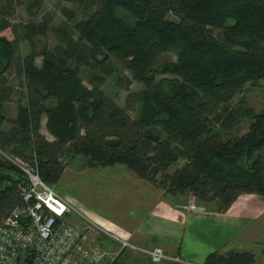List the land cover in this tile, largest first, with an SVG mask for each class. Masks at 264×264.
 <instances>
[{
  "label": "trees",
  "instance_id": "16d2710c",
  "mask_svg": "<svg viewBox=\"0 0 264 264\" xmlns=\"http://www.w3.org/2000/svg\"><path fill=\"white\" fill-rule=\"evenodd\" d=\"M60 1L78 7L61 9L75 34L64 41L66 56L44 50L39 68L28 55L16 69L15 91L9 81L17 32L8 19L21 0H0V225L23 204L27 178L15 158L36 167L53 189L66 173L64 158L83 156L89 169L123 165L170 196L190 195L221 212L242 195L264 199V112L243 133L245 112L231 108L247 83L264 79V0ZM118 8L134 21L115 15ZM41 30L27 25V40ZM169 52L177 61L158 71ZM113 53L144 88L138 120L130 114L136 93L123 107L102 90L117 73ZM83 69L92 74L91 88L80 79ZM159 75L173 80L160 83ZM13 102L18 115L8 119L3 105ZM44 118L52 141L40 130ZM5 122L8 132L1 131ZM236 262L246 263L206 260Z\"/></svg>",
  "mask_w": 264,
  "mask_h": 264
},
{
  "label": "rangeland",
  "instance_id": "374dc122",
  "mask_svg": "<svg viewBox=\"0 0 264 264\" xmlns=\"http://www.w3.org/2000/svg\"><path fill=\"white\" fill-rule=\"evenodd\" d=\"M63 7L69 9H76L75 5L60 0H21L20 5L17 6V10L14 16L10 19L11 24L14 26L17 32L16 39H12L16 45L14 57V74L10 77V84L13 86L15 91L20 83V78L16 74V69L21 67V63L25 60L28 55L35 54L37 66L43 67L44 61L40 54L45 50L57 52L61 58H65L67 53V46L64 42L68 39V35L73 33L72 23L67 20L61 12ZM127 22L134 21V18L127 10L122 8L116 9V14ZM82 16V13L80 14ZM80 17L79 19H81ZM173 18V17H171ZM49 21L48 23L46 21ZM37 24L41 27L42 34H38L32 41L27 40L26 26L29 24ZM10 31V30H9ZM5 31L4 35H12V32ZM67 33V35H66ZM111 59L117 68V73L111 77H107L103 91L115 102L121 106H125L127 97L130 93H136L139 100L134 104V110L130 113L137 120L142 117V103L140 97L143 95V86L134 81L131 72L128 70L126 61L121 54L113 53ZM177 57L174 53H167L161 60V66L158 67V71L164 69V64L167 62H175ZM69 63V62H68ZM71 65V61L69 63ZM92 74L88 70H80V79L83 80V84L86 88H91L90 77ZM165 79L172 81L173 78L169 76L159 75L158 82H163ZM129 83V84H128ZM17 104V103H15ZM15 104L3 105L4 110L13 117L16 114ZM53 104V103H52ZM18 105V104H17ZM231 108H241L245 112V118H243L242 127L243 133L247 132L250 128V122L253 120L256 114L264 112V79L257 83H247L245 90L242 94L236 96L231 104ZM45 123V121H44ZM42 123L45 130V124ZM3 129H1L2 131ZM47 132V131H45ZM161 131L159 130V133ZM48 136V132H47ZM50 138V136H49ZM15 160L25 168L30 167V164L24 163L23 161ZM67 166L66 173L61 177L59 183L54 187V190L59 192L63 197L69 199L70 203L75 207L76 211L81 216H69L68 220L71 224L81 230L87 235L90 242L96 244L102 248H106L107 243L102 239L103 234H96L90 232L87 229V224L84 219H90L94 222L99 223V219L118 222L124 221L130 216L135 214L141 208L136 206L141 202V193L147 191V188L140 183V178L135 175L134 172L127 169L123 165H116L113 167L89 169L86 164V160L83 156L68 157L64 158ZM184 161L180 160L179 164L172 168L171 172L177 171L184 165ZM146 189V190H145ZM151 191V195L157 193L159 200L163 198L171 197L166 194L160 188L155 191L152 187L148 188ZM175 202L178 207L184 203H198L194 198H190V195L184 196V198L175 197ZM260 201L264 202V199ZM185 199V201H184ZM164 201V200H163ZM197 201V202H196ZM181 202V203H180ZM184 202V203H182ZM199 206L200 204H196ZM101 225V223H99ZM101 233V232H100Z\"/></svg>",
  "mask_w": 264,
  "mask_h": 264
},
{
  "label": "crops",
  "instance_id": "0c3cea01",
  "mask_svg": "<svg viewBox=\"0 0 264 264\" xmlns=\"http://www.w3.org/2000/svg\"><path fill=\"white\" fill-rule=\"evenodd\" d=\"M5 114L8 119H15L18 106L14 117L6 111ZM46 122L44 118L42 123L45 124V130H42L43 125L40 130L47 136ZM11 127L5 122L2 131L8 132ZM47 137L51 141L54 139L49 132ZM139 181L144 188L152 187L155 191L158 190V187L141 178ZM148 188L140 194L141 202L136 208L141 209L130 216L131 220L126 218L117 224L114 221L99 219V223L112 233L124 234V238L138 248L163 249L170 259L158 264H206L211 255L222 258L235 256L246 263L251 258L253 264H264V202L260 201L262 199L257 195H242L226 211H219L215 204H200L202 211L190 212L184 210L189 203L182 202L184 204L178 207L174 204L175 197L159 200L158 191L151 195ZM102 239L107 243L105 251L117 250L118 244L112 239L105 235ZM114 264L155 263L138 251L125 249Z\"/></svg>",
  "mask_w": 264,
  "mask_h": 264
},
{
  "label": "built area",
  "instance_id": "2783aa9c",
  "mask_svg": "<svg viewBox=\"0 0 264 264\" xmlns=\"http://www.w3.org/2000/svg\"><path fill=\"white\" fill-rule=\"evenodd\" d=\"M20 167L27 178V183L21 186L23 204L0 225V264H114L125 249L142 253L155 264L170 259L160 247L138 248L124 238V234L112 233L102 224L86 218L90 232L105 235L116 242L118 248L105 251L93 244L69 222V216L85 218L70 200L43 181L36 167ZM184 208L190 212L202 211V207L193 202Z\"/></svg>",
  "mask_w": 264,
  "mask_h": 264
}]
</instances>
